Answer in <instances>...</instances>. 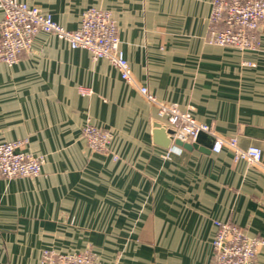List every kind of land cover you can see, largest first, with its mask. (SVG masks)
Listing matches in <instances>:
<instances>
[{
	"label": "crops",
	"instance_id": "1",
	"mask_svg": "<svg viewBox=\"0 0 264 264\" xmlns=\"http://www.w3.org/2000/svg\"><path fill=\"white\" fill-rule=\"evenodd\" d=\"M16 1L69 31L88 8L109 12L137 83L260 148L264 167V29L240 51L206 42L212 0ZM156 123L117 69L52 34L0 63V143L44 156L37 177L0 179V264H36L44 249L88 250L101 264H211L215 221L261 239L264 264V169L226 149L159 147ZM87 124L111 134L107 152L88 147Z\"/></svg>",
	"mask_w": 264,
	"mask_h": 264
},
{
	"label": "built area",
	"instance_id": "2",
	"mask_svg": "<svg viewBox=\"0 0 264 264\" xmlns=\"http://www.w3.org/2000/svg\"><path fill=\"white\" fill-rule=\"evenodd\" d=\"M0 63L12 66L30 47L37 33L52 34L65 41L69 50L83 49L92 60H106L123 81L134 87L139 96L156 112L160 126L172 132L171 141L191 143L198 133L213 139L210 152L223 149L232 154V161H245L263 170L262 150L258 147L242 149L235 138H225L214 133L211 127L198 123L189 110L152 96L145 86L133 78L129 64L120 48L117 26L109 12L88 8L82 13L80 25L69 31L59 26L49 14L34 6L16 0H0ZM264 29V0H212L208 18L206 42L219 47H232L240 51L257 46L259 30ZM82 137L94 152H107L112 136L108 131L87 124ZM24 141L0 143V179L34 178L40 174L43 155H31L22 150ZM211 264H255L256 254L263 241L247 236L239 227L214 222ZM36 264H101L91 251L59 252L44 249ZM114 264V263H111Z\"/></svg>",
	"mask_w": 264,
	"mask_h": 264
},
{
	"label": "water",
	"instance_id": "3",
	"mask_svg": "<svg viewBox=\"0 0 264 264\" xmlns=\"http://www.w3.org/2000/svg\"><path fill=\"white\" fill-rule=\"evenodd\" d=\"M171 135L172 132L170 130L163 129L160 124L156 123L154 125V130L152 134L154 143L162 148H169L171 143H173L177 147H181L189 151L192 149H198L203 153H209L213 144V139L210 136L201 132L197 134L196 138L191 143L181 142L178 139H175L172 142V139L170 137Z\"/></svg>",
	"mask_w": 264,
	"mask_h": 264
}]
</instances>
